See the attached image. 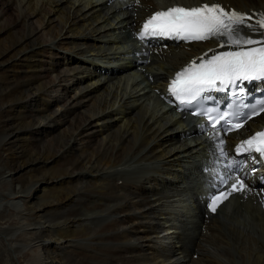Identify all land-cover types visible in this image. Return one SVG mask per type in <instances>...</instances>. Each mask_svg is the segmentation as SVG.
<instances>
[{"label":"bare ground","instance_id":"obj_1","mask_svg":"<svg viewBox=\"0 0 264 264\" xmlns=\"http://www.w3.org/2000/svg\"><path fill=\"white\" fill-rule=\"evenodd\" d=\"M203 2L264 9V0H0V36L10 37L0 75L11 68L0 76V264H264L262 198L232 192L211 215L194 213L204 141L152 94L206 46L155 48L138 79L119 41L158 8ZM263 123L264 112L227 148Z\"/></svg>","mask_w":264,"mask_h":264},{"label":"snow or ice","instance_id":"obj_2","mask_svg":"<svg viewBox=\"0 0 264 264\" xmlns=\"http://www.w3.org/2000/svg\"><path fill=\"white\" fill-rule=\"evenodd\" d=\"M252 18L235 10H226L218 3H204L195 7L170 6L152 13L144 21L139 31V38L144 40L156 36H174L185 41L216 38L221 40L220 47L227 45L235 49L215 53L207 59L201 57L199 63L194 60L181 71L176 72L168 91L181 104H185L196 100L211 88L223 89L229 85H236L239 81L264 79V32H260V39H254L245 32V28L252 32L264 29V13L257 15L255 24L258 27L247 23ZM213 111V109H207L194 114L206 116L215 131L220 121L225 120L229 113L213 115ZM260 112H264V105L260 106L259 111L253 108L248 119ZM241 127H243L242 123L228 124L226 122L221 130L232 131ZM223 144L224 141L220 140V155L226 156ZM236 151L237 153L254 152L264 158V131H257L249 138L242 140L236 146ZM237 166L235 161H230L227 165L230 169ZM230 180L231 176L226 175L220 182L223 184ZM247 189L248 186L243 178L237 177L234 182H231L228 191L213 194L207 207L214 213L218 205L228 199L232 192Z\"/></svg>","mask_w":264,"mask_h":264},{"label":"rangeland","instance_id":"obj_3","mask_svg":"<svg viewBox=\"0 0 264 264\" xmlns=\"http://www.w3.org/2000/svg\"><path fill=\"white\" fill-rule=\"evenodd\" d=\"M10 40V37L9 36H5L4 35V37H2V35L0 36V43L2 42V41H6V42H8ZM80 47H85L86 46V44H78ZM79 46H77L78 48H79ZM45 61L46 62H50V60H49V58H48V55L45 57ZM62 62H64L65 63V65H66V60H62ZM64 65V67H63V69H67L68 68V66L66 65L65 66ZM69 72V71H68ZM11 73V68L10 67H5V68H3L2 69V73H1V75H8V74H10ZM69 73H71V71L69 72ZM0 75V76H1ZM76 76V77H75ZM79 76V73H76V74H74V76H72V78L70 79V81H73V80H75V79H77V77ZM46 78H47V80H50V79H52V75H50V74H48L47 76H46ZM79 78V77H78ZM54 83V82H53ZM81 89H82V86H79V87H77L76 88V90H77V92H79V91H81ZM62 92H60V94H61ZM64 98H65V94L63 93V95H60V100H64ZM88 101V102H87ZM82 103H81V105H83L84 106V108L85 109H92V107H91V102L89 101V100H84V101H81ZM87 103V104H86ZM89 104V105H88ZM60 106V104H58V105H53V108L54 109H56V110H58V111H60V110H63V108ZM86 107H88V108H86ZM52 167L51 166H47L46 167V169H51ZM49 172H52V171H49ZM88 214H90L89 212H88Z\"/></svg>","mask_w":264,"mask_h":264}]
</instances>
